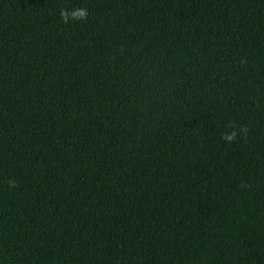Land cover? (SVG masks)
<instances>
[{
	"label": "trees",
	"instance_id": "1",
	"mask_svg": "<svg viewBox=\"0 0 264 264\" xmlns=\"http://www.w3.org/2000/svg\"><path fill=\"white\" fill-rule=\"evenodd\" d=\"M0 264H264V0H0Z\"/></svg>",
	"mask_w": 264,
	"mask_h": 264
},
{
	"label": "clouds",
	"instance_id": "2",
	"mask_svg": "<svg viewBox=\"0 0 264 264\" xmlns=\"http://www.w3.org/2000/svg\"><path fill=\"white\" fill-rule=\"evenodd\" d=\"M88 9L86 7H74L72 9H67L62 7L59 11V16L60 19L64 22V23H69L72 20H76V21H83L86 20L88 17ZM239 131L242 133H246L247 132V128L241 126L239 128ZM238 137V133L236 130V127L233 126V131L231 133H223L221 138L229 143L235 141ZM10 185L13 183L12 181L9 182Z\"/></svg>",
	"mask_w": 264,
	"mask_h": 264
}]
</instances>
